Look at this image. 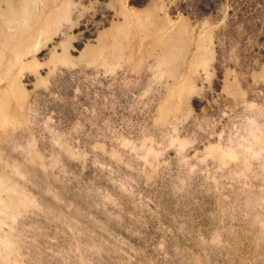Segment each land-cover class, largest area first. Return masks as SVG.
I'll return each mask as SVG.
<instances>
[{
  "label": "rangeland",
  "instance_id": "374dc122",
  "mask_svg": "<svg viewBox=\"0 0 264 264\" xmlns=\"http://www.w3.org/2000/svg\"><path fill=\"white\" fill-rule=\"evenodd\" d=\"M0 264H264V0H0Z\"/></svg>",
  "mask_w": 264,
  "mask_h": 264
}]
</instances>
